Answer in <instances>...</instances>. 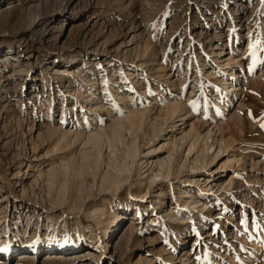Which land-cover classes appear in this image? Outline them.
Returning <instances> with one entry per match:
<instances>
[{"label":"bare ground","instance_id":"6f19581e","mask_svg":"<svg viewBox=\"0 0 264 264\" xmlns=\"http://www.w3.org/2000/svg\"><path fill=\"white\" fill-rule=\"evenodd\" d=\"M99 1L101 0H25L20 6L15 7L12 5L14 0H8V2L0 0V39L6 41H0V63L1 66H8L6 73L0 76V84L2 85L0 95L5 88L8 92L6 95L2 93L3 96L0 99L4 100L3 108L14 109L13 105L15 103L12 102L13 100L25 99L16 91L17 84L12 81L15 75H24L26 81L33 83L30 88L31 94L37 93L38 86L35 81L37 77L25 75L26 73L29 74L34 68H32L33 62L30 57L27 61L23 59L29 52L28 50L34 48L35 38L38 37L42 41L50 40L52 38L50 23L56 16L63 18L61 22L72 21L74 15L71 14V9L78 7L81 3L85 4L86 7H91L93 2L99 3ZM59 2L61 12L54 8ZM246 5L243 2L237 4L240 7H246ZM14 13L17 17L15 21L6 19ZM82 16L87 18L85 24L88 25L95 18L91 10H86ZM5 19L8 24L7 29L2 28ZM246 19L244 17L240 22ZM137 30L140 31L139 28ZM137 30H132V35L130 33L129 36L124 37L113 50L118 55L123 54L125 58L133 57L134 62L138 65L137 67H141L142 70L149 67V64L153 67V70L160 69L163 64L159 60L158 50L153 49L149 52L150 43L148 41L140 43ZM191 31L192 29L188 25L187 32L190 36H192ZM18 35V41L21 44L15 48L12 47V49L10 43H13V39ZM221 35H223V32H221ZM111 37L112 32H109L108 38L106 37L104 41L96 44L97 47L94 48L96 49V58L89 59L88 56H83L81 61L92 66L93 61L99 58L98 55L101 51H107L110 54L107 44H110ZM215 37H217V34H215ZM53 40H55L53 45H57L59 34ZM141 40H143V37ZM241 40L242 38L237 36L236 43H240ZM143 41H145V38ZM4 43H9L6 52L2 48ZM141 44L143 45L141 46ZM238 45L228 43L227 47H224V44L222 45L220 42L213 45L216 64L222 68V71L223 69L226 71L223 77L221 76L217 81L223 84L228 90V96H231L228 103L225 104L226 110L229 109L227 111L228 122L219 115L216 108L211 110L209 120L197 114L192 105L193 99L190 98L193 91H195L196 87L194 86L187 100L183 94L170 93L162 95L161 102H154L151 105L143 104L132 93V95H128L126 92L120 91L118 96H115L123 104V111H120L115 106L117 102L115 105L112 104V95L102 97L100 93H96L99 87L98 83L91 78L93 73L87 71L88 75H85L83 71L87 67L78 68L76 62L79 58H77L78 55L75 52L65 61H56L52 57L47 59L41 73L43 71L46 73L51 72L50 80L55 78L62 85L66 83V92L85 102L82 106L87 110L85 115L91 123L86 124L81 120L84 114L75 111L78 109V106H75L71 109L74 113V121L71 119L56 127L49 123L46 125L45 132L38 133L42 145H37L36 149L43 146L45 150L44 157L48 163L45 168L38 165V162L28 163L30 170L32 168L35 171L32 175L31 189L34 186L33 182L42 180L46 184L47 198H49L48 200L52 206H66L68 209L74 210L79 208L80 203L84 201L88 180L91 178L92 184L90 187L95 188L99 194L104 193V195L101 197L102 203L88 206V214H95L101 225H104V223L111 225V227L109 226V243L101 241V250L91 249L90 243L83 237L76 240V247L59 248L56 245L65 239L66 234L58 228L51 230L38 242H34V238L29 239L31 243L24 242L22 238L24 231L18 227L20 216H17L18 221L12 224L7 220L10 213V203L8 202L4 210L7 215L2 218V221L0 219V249L5 247L4 245L7 242L13 241V250L5 253V259L1 258L4 263L8 264L16 254H19L25 260L35 261L37 257L32 255L29 247H37L38 251H41L44 247L49 249L43 254L45 255L44 261L60 258L77 264H95L92 258L89 257L91 256L89 253L78 250L80 246H83L88 250L87 252L92 253L95 251L100 256L97 264H131V261L128 263L124 262L123 259L137 247L143 250L139 254L138 264H159V262L176 264V261L179 264H191L195 259L191 260L193 254L200 250L198 245L202 239L218 236V228H221L220 241L236 246L234 240L236 241L237 234L233 231V228L226 229L225 222L222 221L221 215L223 214L220 211L222 204H233L236 201L241 204L242 216L240 217L242 219H245V221L252 220L254 224L259 223L261 220L264 221V218L259 215L260 211H264V208L261 209L264 200L260 199V196L263 195V189L257 187V185L264 186L262 184L264 178L261 177L264 162L252 158L249 160V157L247 158L244 155L242 149L236 143L234 135H230L231 124L241 122L243 118L240 111L242 103L239 99L243 95V86L248 78L244 70L245 49L238 48ZM103 47L104 50H101ZM39 53H41L39 49L32 51L31 57L34 58ZM108 54L103 55L108 56ZM38 57L39 55L37 59ZM167 67H162V70L165 71ZM213 67L210 71H206L205 75L207 77L214 75ZM195 68L197 70L198 67L195 66ZM137 71L138 69H123L120 74L121 79L127 77L132 79L135 84L137 82L138 85V78L134 80L138 77ZM197 72L199 73L198 70ZM166 74L169 76L168 79L172 86L179 83L180 79L174 74L173 70ZM198 76L201 78V73ZM65 79L67 81H64ZM76 79L83 81V84L85 82L91 83L94 89L85 91L76 88ZM4 81L10 83L6 85ZM119 85L121 86V84ZM94 94L98 97L96 100L93 99ZM87 102L89 104H86ZM63 103L61 108L62 118L59 120L61 122L66 109L65 100H63ZM236 103L238 104L237 107L235 106ZM98 110H104L108 114V123H101L97 115ZM90 112L92 113L90 114ZM35 121L33 122L34 126ZM20 168V166L17 167L13 178L18 188L20 187L18 194L20 199L23 200L26 198L29 188L24 184V174ZM239 168L240 173L237 172ZM248 184H251V186ZM125 193L133 197L132 203L135 205L136 212L130 219V225L123 229V232H120L121 226L128 219L127 214L130 209L128 205H124L125 202L123 203L122 200ZM247 196L248 198H246ZM2 201H5V198L0 200V202ZM19 203L13 202V206L19 208L23 204L22 201ZM227 205L225 206L227 207ZM250 214L251 217H249ZM102 216H105V218L100 220ZM141 220L148 223L143 231L138 230V223H142ZM214 220L217 224L213 230L203 232L205 233L204 236L201 230L206 229L208 224L213 223ZM172 225L173 227L181 225L185 229L190 226L197 228L191 249H185L182 254L181 252L176 254L175 247H168L170 244L169 238L171 235L174 237V233H159L157 230L158 232L153 234L155 227L158 229L163 228L162 231H164ZM185 237L187 238V236ZM145 242H149L150 247L161 244L158 249L160 260L143 254L148 250L144 247ZM223 246L222 244L221 247L223 248ZM18 248L19 250H17ZM230 248L231 246H229ZM152 251L154 250L149 248L148 253ZM225 255V253H221V257ZM213 262L218 264L216 260Z\"/></svg>","mask_w":264,"mask_h":264},{"label":"rangeland","instance_id":"374dc122","mask_svg":"<svg viewBox=\"0 0 264 264\" xmlns=\"http://www.w3.org/2000/svg\"><path fill=\"white\" fill-rule=\"evenodd\" d=\"M6 1L8 2V0ZM24 1L14 0L12 5L15 7L20 6ZM240 2L247 4L246 7L237 6ZM60 6L61 4L59 2L54 8H57L61 12ZM86 10H91V13L95 17L94 20L96 19L89 25L85 24L87 18L82 16ZM71 14L74 15V20L72 21L61 22L63 18L56 16L50 23L52 38L48 41H42L38 37L35 38L34 48L28 50L29 52L23 57L24 61H27L30 57L33 62L32 68L34 67V70L32 69L29 74L26 73L25 75L37 77L35 80L38 86L37 93L31 94L30 88L33 83L26 81L24 75H15L12 81H14V84H17V86L14 85L16 86V91L22 97H25V99L13 100L12 102L15 104L13 105L12 103L14 109L11 110H9L10 108H3L5 104L4 100H0V200L5 198V201L0 202V219L2 221V218L7 215L4 210L9 202L10 213L8 214L7 220L12 224L18 221L17 216H20L18 227L24 231L22 236L24 242L31 243L29 239L32 238H34V242H38L51 230L58 228L62 229V232L66 234L65 239L56 245L59 248L69 249L76 247V240L83 237L90 243L91 249L101 250V241H107L109 243V229L111 225L106 223L101 225L95 214H88L87 208L91 205L102 203L101 197L104 195V193L99 194L95 188L90 187L92 184L91 178L88 180L84 201L80 203L79 208L74 210H70L66 206H52L48 200L49 198H47L46 184L42 180L33 182L34 188L32 187L31 189L30 186L33 179L32 175L35 171L32 168L30 170L28 163L38 162L37 164L43 168L48 163L44 157L45 150L43 146L36 149L37 145H42L40 143L41 139L38 138V133L45 132L46 125L49 123L56 127L71 119L74 121V113L71 109L75 106H78V109L75 111L79 113L83 112L84 114L81 120L86 124L91 123L90 119L85 115L87 110L82 106L85 102L76 98L75 95L72 96L67 93L66 83L62 85L55 78L50 80L51 72L46 73L43 71L41 73V69L44 67L43 65L51 57L56 61H65L75 52L78 55L77 58H79L76 62L78 68L87 67L83 71L85 75H88L87 71L93 73L91 78L98 83L99 87L96 93H100L102 97L112 95V104L115 105L117 102L115 106L120 111H123V104L115 97L116 95L118 96L120 91L126 92L128 95L132 93L143 104L151 105L154 102H161L162 95H168L170 93L183 94L187 100L194 86L196 88L190 98L193 99L192 105L196 109L197 114L209 120L211 110L216 108L219 115L228 122L227 111L229 109L226 110L225 104L228 103L231 96H228V90L223 84L217 81L221 76L223 77L226 71L224 69L222 71V68L216 64L217 61L215 60L213 45L219 42L222 45L224 44V47H227L228 43L232 45L239 44L238 48L245 49L244 54H246V59L244 70L248 78L243 86V95L239 99L242 103L240 107L243 115L242 121H238L236 124L232 123L231 133H228L232 136L234 135L233 137L236 139V143L240 146L244 155L247 158L249 157V160L252 158L264 162V0H101L99 3L93 2L91 7H86L85 4L81 3L78 7L76 6L74 9H71ZM244 17L247 19L240 22ZM6 19L15 21L17 17L14 13L10 14ZM6 19L3 21L4 24H2V28L4 29L8 28ZM188 25L192 29V36L187 32ZM135 29L139 33L137 34L140 43L147 41L150 43H148L151 45L150 47L148 46L149 52L151 50L153 51V49L158 50L159 60L163 64L162 67L168 66L165 69L166 72L162 70V67L158 70H153L150 64L148 65L149 67L142 70L141 67H137L138 65L134 62L133 57L125 58L123 54L118 55L115 53L114 48L119 45L124 37L129 36L130 33L132 35L131 31ZM109 32H112L111 42L107 44L110 54L107 51H101V55L99 54V58L93 61L94 64L92 66L88 63H83L81 61L83 56H88L89 59L96 58V49L94 48L97 47L96 44L98 42L104 41L106 37L108 38ZM221 32H223V35H221ZM58 34L59 40L57 45H53L55 42L53 39ZM215 34H217V37H215ZM237 36L242 38L238 44L236 43ZM142 37L143 40L145 38V41L141 40ZM18 40L19 35L13 39V43H10L11 48H15L21 44ZM0 41L6 42L4 39H0ZM8 44H3L2 48L4 52L8 50ZM38 49L41 50V53L37 55L33 54L35 57H31L32 51H37ZM101 50H104V47ZM103 54H108V56ZM38 55L39 57L37 59ZM195 66L198 67L197 70L199 73ZM212 66H214V70H212L214 75L207 77L205 75L206 71H210ZM7 67L1 66L0 63V76L6 73ZM170 68L174 71L178 79H180L176 86L171 85L168 79L169 76L166 74L171 71ZM123 69H138V77L134 79L137 80L138 78V85L137 82L135 84L132 79H128L127 77V79L125 77L121 79L120 74ZM200 73L202 75L200 76L201 78L198 76ZM76 80V88L85 91H92L94 89L91 83L85 82L86 84H83V81L80 79ZM64 81H67V79ZM7 83L10 82L4 81V84L7 85ZM1 87L2 85L0 84V90H2ZM2 93L4 95L8 93L6 88L1 92L0 99L3 96ZM93 97L94 100L98 98L95 94ZM63 100H65L66 109L63 121L61 122L59 120L62 118L61 108L64 104ZM86 104H89V102ZM237 105L236 103L235 106L237 107ZM97 115L102 124L108 123L109 117L104 110L99 111V113L97 112ZM33 120H36L35 126ZM202 122L205 123L204 121ZM203 126L205 127L206 125L204 124ZM19 166L24 174V184L29 188L26 198L23 200L20 199L18 194L20 187L18 188L13 178V174ZM237 172L240 173V168ZM262 172L261 177L264 178V168ZM262 184H264V181ZM248 185L251 186V184ZM257 187L261 188V190L263 189V195L261 194L260 199L264 200V186L257 185ZM109 197L111 196L109 195ZM122 200L123 203L125 202L124 205H128L130 209L127 214L129 220L127 219L126 223L121 226L120 232H123V229H126L130 225V219L136 212L135 205L132 203V196L125 193ZM21 201L23 204L19 208L13 206V202L19 203ZM262 203L261 209L264 208V202ZM229 204H222L220 211L223 214L221 216L222 221L225 222L226 229L233 228V231L237 234L236 241L234 240L236 246L221 242L219 237L221 228H218V236L202 239L198 245V249L200 248V250H197L198 252L196 251L193 254L191 260L195 259L191 264H215L213 262L214 260L218 261V264H264V221L261 220V223L259 222L257 224H254L252 220L245 221V219L240 217L242 216L241 204L236 201L233 204ZM222 207H224L223 210ZM229 209L231 210L229 211ZM259 215L261 218H264V211H260ZM249 217H251V214ZM104 218L105 216H102L100 220ZM141 222L138 223L139 231H143L148 226V223H145V221L143 222L141 220ZM212 222L208 224L206 229L201 230L204 236L205 233L203 232L213 230L217 224L215 220ZM153 230V234L158 231L159 233H174V237L171 235L169 238L170 244L168 247H175L176 254L180 252L182 254L185 249H191V244L197 233L195 226H190L188 229H185L181 225L179 227L169 226L164 231H162L163 228L158 229L157 227ZM101 237L104 240H101ZM177 237L179 239H176ZM12 242H7L4 245L5 247L0 249V252H2L0 255V264H5L3 259H1L6 258L5 253L12 252ZM222 244L224 245L223 248L221 247ZM159 246L161 244L150 247L149 242H145L144 247L148 250L143 254L160 260L158 253ZM229 246H231L230 249ZM254 246L259 248H255ZM29 248L32 251V255L37 257L35 261L25 260L19 254H16L10 262L7 259L8 264H77L70 260L60 258L44 261L43 258L45 255L43 254L49 251L48 248L43 247L41 251H38L37 247ZM149 248L154 251L148 253ZM254 248L255 251L253 250ZM78 250L83 251V253H89L91 255L89 257L92 258L93 262L95 264L98 263L100 256L95 251L92 252L93 254L87 252L88 250L83 246H80ZM141 252L143 250L137 247L130 254H127L123 261L128 263L131 261V264H138L137 260ZM221 253H225L226 255L221 257ZM159 264L163 263L159 262ZM176 264L179 263L176 261Z\"/></svg>","mask_w":264,"mask_h":264}]
</instances>
